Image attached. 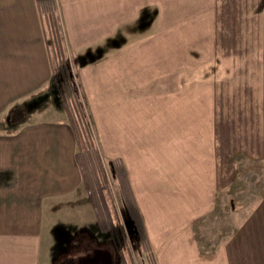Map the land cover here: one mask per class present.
I'll return each mask as SVG.
<instances>
[{
    "label": "crops",
    "instance_id": "crops-1",
    "mask_svg": "<svg viewBox=\"0 0 264 264\" xmlns=\"http://www.w3.org/2000/svg\"><path fill=\"white\" fill-rule=\"evenodd\" d=\"M55 2L97 141L128 176L147 264H264V205L243 229L225 156L257 158L264 141L253 75L242 92L241 75L232 90L225 75L227 41L242 43L264 0ZM43 8L0 0V264H99L107 237L53 82Z\"/></svg>",
    "mask_w": 264,
    "mask_h": 264
},
{
    "label": "rangeland",
    "instance_id": "rangeland-1",
    "mask_svg": "<svg viewBox=\"0 0 264 264\" xmlns=\"http://www.w3.org/2000/svg\"><path fill=\"white\" fill-rule=\"evenodd\" d=\"M251 1V0H247ZM231 5H233V0H230ZM240 2V0H239ZM256 3L254 2V5ZM45 8V9H44ZM43 8V16H45V29L50 32V37L55 42V51L56 57L60 60L64 59L66 62L69 63L72 73L74 75V80L79 92L78 81L76 78L77 70L75 68V64L70 53L66 50L64 40H65V33L62 26V19L60 18V13L57 9V3L55 0H47L44 2ZM255 12H252V16H254ZM250 17V15H247ZM243 17V14L241 15ZM263 14H259L250 18L247 24L243 27L242 31L240 30L242 43L239 42L235 44L233 42V37H230V41H227V45L230 44V48L226 49V63H225V75L227 77V85L229 86L228 89L233 88L234 83V75L240 74L241 80L238 81L237 87L242 86L241 92L244 89L245 85V75L249 77L253 75L252 86H253V97L256 101V104L260 109L263 108V100H264V72L260 69V60H264V32L261 29V25H263ZM244 19H247L243 17ZM257 18V19H256ZM244 32V34H243ZM57 38L59 41H57ZM120 41V39L118 40ZM60 43V44H59ZM117 43V42H116ZM247 50L246 54L250 59L248 62H244V58H239L237 54L242 53V51ZM262 54V57H261ZM235 58L236 61L241 62L242 64L234 63L233 59ZM264 64V63H263ZM251 66H255L254 70H259V72H252L250 70ZM242 68V69H241ZM256 75V77H254ZM250 81L246 82V86ZM234 89V88H233ZM78 106L81 109L83 108L85 112V122L88 123V136L89 138L87 142V152L83 153V158L89 162L88 170L86 172V177L88 181L91 183L97 182V185L103 186V193L112 207V212L119 221L123 219L124 212H123V201H122V194L120 189L119 180L115 177L114 170L112 165L110 164L109 160H107L104 149H102L101 144L97 141L99 137L95 131V126L90 120L89 110L85 105V101L83 99V95L79 92L78 97ZM261 106V107H260ZM263 123V118H262ZM261 119H259V132L264 134L263 127H262ZM264 137V136H263ZM260 152L257 158H252L246 155L243 151L242 153L239 151H229L226 152V162H227V169H235L233 174L226 175L227 182H234L235 184L241 185V191L239 192L236 190L235 192V200L241 201V206H236L237 209L240 208L241 212L240 215L242 217V226L245 229V225L248 224L249 212L250 208L255 205L262 204L264 205V141L263 144H260ZM96 153L99 156V161L96 158ZM86 186V185H85ZM87 188V187H86ZM88 192V190H87ZM89 195V192H88ZM90 198V196H89ZM237 204V203H236ZM93 206V205H92ZM256 207V206H255ZM254 207V208H255ZM94 208V207H93ZM95 211V210H94ZM96 214V212H95ZM98 225L99 221L97 220ZM100 228V227H99ZM100 230V229H99ZM103 234V233H99ZM105 238L103 236H99V239L103 237L106 239V233H104ZM100 252L105 248L107 251L99 256V264H109V259L111 258L110 254L115 251L114 245L111 241L106 240L104 243H100L97 245ZM110 253V254H109ZM148 249L137 248L135 247L134 243L132 242L131 237L127 238L125 242L124 249L122 251V255L126 261V264H147L150 263V260L147 261ZM106 258V261L103 259ZM114 257V264H122L121 259L117 255L116 252L113 254Z\"/></svg>",
    "mask_w": 264,
    "mask_h": 264
},
{
    "label": "trees",
    "instance_id": "trees-1",
    "mask_svg": "<svg viewBox=\"0 0 264 264\" xmlns=\"http://www.w3.org/2000/svg\"><path fill=\"white\" fill-rule=\"evenodd\" d=\"M42 1V0H41ZM47 0H44L46 2ZM57 41L58 38H57ZM60 44V43H59ZM51 63L53 67V82L56 87L58 97L62 102L68 115L70 123L74 127L77 141V158L81 166L84 182L89 192L91 203L96 212L99 227L103 233H106L107 240L114 245L115 252L121 259L122 264L126 261L122 255L127 238L131 237L135 247L148 249V239L145 225L139 212L133 191L131 189L128 176L124 172L120 162H113L112 167L115 177L119 180L124 216L121 221L116 218L112 212L111 204L103 193V186L88 181L86 172L89 169V162L83 158V153L87 152L88 123L85 122V112L81 106H78L79 92L76 86L74 75L68 62L56 57L55 42L50 38ZM96 155L99 161V156ZM88 168V169H87ZM155 264V260L153 261Z\"/></svg>",
    "mask_w": 264,
    "mask_h": 264
}]
</instances>
